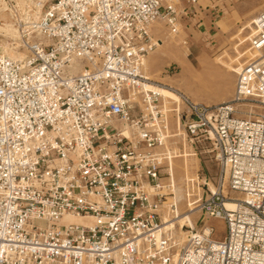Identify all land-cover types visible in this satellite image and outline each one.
I'll return each instance as SVG.
<instances>
[{"label": "built area", "instance_id": "built-area-1", "mask_svg": "<svg viewBox=\"0 0 264 264\" xmlns=\"http://www.w3.org/2000/svg\"><path fill=\"white\" fill-rule=\"evenodd\" d=\"M180 3L50 0L10 44L23 57L0 51V264H264V11L233 97L204 104L143 85L149 25L175 32L198 0ZM170 112L218 166L199 227L164 225Z\"/></svg>", "mask_w": 264, "mask_h": 264}, {"label": "rangeland", "instance_id": "rangeland-1", "mask_svg": "<svg viewBox=\"0 0 264 264\" xmlns=\"http://www.w3.org/2000/svg\"><path fill=\"white\" fill-rule=\"evenodd\" d=\"M171 1L181 7L180 0ZM216 1L219 7L216 9L211 33L189 27L184 16L178 19L175 32L162 19L149 25L155 46L143 61L141 71L145 80L170 86L193 101L204 104H216L233 97L239 67L254 57L249 39L254 34L253 20L264 11V0ZM49 2L50 0H0L1 52L9 56L19 52L24 54V51L10 44L12 41L17 42L21 24L38 19ZM175 59L184 64V71ZM145 89L158 93L164 99L173 96L164 89ZM251 109L254 114L262 111L259 107ZM167 123L174 137L169 138L165 147L174 156L169 155L172 174L162 180V191L166 194L164 210L171 202L176 204L179 213L195 209L191 218L193 224L196 222V227H199V212L196 209L209 190H214L218 166L207 142L197 143L194 140L195 143H192L184 138L183 133L178 132L171 112L167 114ZM209 221L216 229V237L221 238L224 233L222 221ZM176 222L182 227L186 225L182 219Z\"/></svg>", "mask_w": 264, "mask_h": 264}, {"label": "bare ground", "instance_id": "bare-ground-1", "mask_svg": "<svg viewBox=\"0 0 264 264\" xmlns=\"http://www.w3.org/2000/svg\"><path fill=\"white\" fill-rule=\"evenodd\" d=\"M40 17V16H39ZM38 17V18H39ZM38 19H32V20H28L27 22H25L24 24L26 25V26H28V28H30V26H31V24L32 23H34V22H36ZM155 21H157V20H155ZM155 21H153V22H155ZM17 23V22H16ZM13 32H15V30H13ZM12 38V37H11ZM14 52V51H13ZM23 53H21V52H19V53H17V54H15V55H11V56H9V55H7V56H9L10 58H12V59H20V58H22L23 57ZM176 60V63L179 65V67L181 68V70L182 71H184V69H185V66H184V64L181 62V61H179L178 59H175ZM251 62V61H250ZM250 62H248V63H250ZM80 66V67H79ZM79 67V68H78ZM80 71H82V65H80V62H75V68L73 69V70H71V72L72 73H79ZM143 85H144V87H154V88H160V89H164L165 91H167V92H171L172 93V95H173V90H175V89H173L172 87H170V86H163V84H161V83H153V82H149V81H147V80H145V81H143ZM172 98H173V96H172ZM174 98H175V96H174ZM230 99H231V97H230ZM230 99H228V100H230ZM169 160H170V165H169V171H170V173L172 174V160H171V157L169 156ZM213 190V189H212ZM214 190H215V188H214ZM213 190V191H214ZM199 205H200V203H199ZM198 205V206H199ZM225 207L226 208H233L234 207V202L233 201H230V200H226L225 201ZM196 210H198V207H197V209ZM176 215H175V218L174 219H171V220H168V221H165L164 222V225L165 226H168V227H172V224L173 223H175L174 221H176V220H179V219H182L184 222H185V224L187 225V226H193L194 224H193V220H192V218H191V215L193 214V212H195V209L193 210H188V211H186V212H183V213H179L178 212V209L176 208ZM61 221H63V222H76V223H82V222H84L83 221V218H81V217H78V216H71V215H64L62 218H61Z\"/></svg>", "mask_w": 264, "mask_h": 264}, {"label": "crops", "instance_id": "crops-1", "mask_svg": "<svg viewBox=\"0 0 264 264\" xmlns=\"http://www.w3.org/2000/svg\"><path fill=\"white\" fill-rule=\"evenodd\" d=\"M218 7L216 0H198L194 13L186 18L187 24L195 30L211 33Z\"/></svg>", "mask_w": 264, "mask_h": 264}]
</instances>
